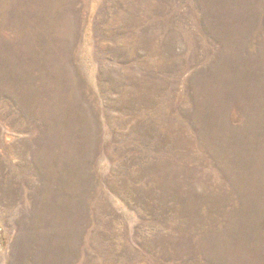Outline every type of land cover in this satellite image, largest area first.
<instances>
[{
	"label": "rangeland",
	"instance_id": "374dc122",
	"mask_svg": "<svg viewBox=\"0 0 264 264\" xmlns=\"http://www.w3.org/2000/svg\"><path fill=\"white\" fill-rule=\"evenodd\" d=\"M0 264H264V0H0Z\"/></svg>",
	"mask_w": 264,
	"mask_h": 264
},
{
	"label": "bare ground",
	"instance_id": "6f19581e",
	"mask_svg": "<svg viewBox=\"0 0 264 264\" xmlns=\"http://www.w3.org/2000/svg\"><path fill=\"white\" fill-rule=\"evenodd\" d=\"M144 42H145V41H144ZM39 46H40V45H39ZM45 52H46V51H45ZM45 55H46V54H45ZM156 55H157V54H156ZM15 57H16V56H15ZM37 59H38V58H37ZM40 59H41V57H40ZM45 67H46V66H45ZM47 70H48V69H47ZM33 72H34V71H33ZM37 72H38V71H37ZM35 74H36V73H35ZM35 74H34V75H35ZM40 74H41V73H40ZM114 76H115V75H114ZM38 77H39V76H38ZM144 78H145V77H144ZM120 79H121V78H120ZM122 80H123V79H122ZM123 81H124V80H123ZM139 81H140V80H139ZM49 84H50V83H49ZM128 84H129V83H128ZM139 84H140V83H139ZM37 85H38V84H37ZM54 85H55V84H54ZM135 85H136V84H135ZM40 87H41V86H40ZM119 87H120V86H119ZM37 88H38V87H37ZM124 88H125V86H124ZM37 90H38V89H37ZM53 90H54V89H53ZM128 92H129V91H128ZM51 94H52V93H51ZM122 96H123V95H122ZM49 101H50V100H49ZM52 102H53V101H52ZM75 103H76V102H75ZM116 103H117V102H116ZM56 105H57V104H56ZM48 107H49V106H48ZM51 116H52V115H51ZM52 119H53V118H52ZM55 120H56V119H55ZM59 120H60V119H59ZM160 121H161V120H160ZM56 122H58V121H56ZM56 122H55V123H56ZM59 125H60V124H59ZM127 127H128V126H127ZM127 127H126V128H127ZM126 128H125V129H126ZM122 129H123V128H122ZM116 130H117V129H116ZM171 131H172V130H171ZM157 133H158V132H157ZM170 135H171V134H170ZM49 137H50V136H49ZM35 140H36V139H35ZM52 185H53V184H52ZM52 187H53V186H52Z\"/></svg>",
	"mask_w": 264,
	"mask_h": 264
}]
</instances>
